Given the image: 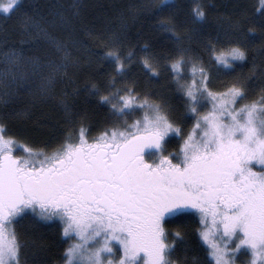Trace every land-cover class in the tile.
Masks as SVG:
<instances>
[{
	"label": "trees",
	"instance_id": "16d2710c",
	"mask_svg": "<svg viewBox=\"0 0 264 264\" xmlns=\"http://www.w3.org/2000/svg\"><path fill=\"white\" fill-rule=\"evenodd\" d=\"M225 49L238 50L240 57L219 63L217 54ZM200 78L211 89L234 87L241 92L240 101L264 105L262 0H17L9 10H0V129L6 137L42 152L63 151L75 135L123 130L139 120L148 103L160 106L175 129L161 154L149 150L151 162L136 165L141 174L134 173L130 153L122 148L118 151L124 158L117 153L106 159L107 165L96 153L89 155L88 145L84 151L87 146L65 150L61 159L77 162L76 171L90 165L72 175L91 174L88 188L98 197L95 203L147 207L161 194L187 197L203 174L241 167L230 156L213 160L215 168L203 158L186 168L168 159L153 166L154 158L176 151L189 131L195 111L187 87ZM142 148L134 151L144 153ZM136 157L143 160L141 154ZM122 167L135 174L125 186L115 174L110 180L106 175V169L111 174ZM232 177L216 178L213 184L226 188ZM246 179L240 182L243 188L258 178ZM162 219L171 243L167 264H212L199 240L195 213L184 210ZM15 232L21 241L18 264L64 261L68 240L59 223L22 216Z\"/></svg>",
	"mask_w": 264,
	"mask_h": 264
},
{
	"label": "rangeland",
	"instance_id": "374dc122",
	"mask_svg": "<svg viewBox=\"0 0 264 264\" xmlns=\"http://www.w3.org/2000/svg\"><path fill=\"white\" fill-rule=\"evenodd\" d=\"M15 2L17 0H0V10H9ZM238 57L240 52L235 49H225L217 54L221 64L233 62ZM204 82L200 78L187 87L195 111L189 131L176 151L154 158L153 166L168 159L173 166L186 168L195 159L203 158V163L215 168L213 160L230 156L239 160L241 167L226 168L225 174L221 175L203 174L204 179L194 182L197 188L188 189L187 197L181 192L165 193L147 207L141 203L133 207L116 201L95 203L87 199L91 189L87 190L86 199L75 194L80 198H77L79 205L70 201L65 203L71 204L69 212L61 209L54 214L50 210L44 213L43 201L39 205L41 208L26 204V200L14 207L2 204L0 264L19 262L21 241L15 232V222L22 216L48 225L59 223L62 236L68 240L65 259L59 264H167L171 243L166 240L162 218L184 210L195 213L199 223V240L212 264H264V169L259 171L254 168H264V105L240 101L241 92L237 88L215 90ZM144 107L139 120L129 122L123 130L105 131L90 137L75 135L63 151L56 149L48 153L32 149L6 137L0 129V163L8 161L7 168L22 165L41 173L45 165L60 160L65 150H74L78 145L90 148L107 145L111 151L114 147L122 148L125 153H130V160L141 154V163L145 160L150 163L151 160L146 158L150 156L149 150L156 149L161 154L162 145L175 129L162 114L160 106L148 103ZM136 137L140 139L134 140ZM131 139V145L124 146ZM139 147L146 151L143 153L139 149L135 152ZM123 158L124 154H121L120 159ZM135 167L134 173H140ZM118 176L122 178L120 172ZM188 176L192 180L191 173ZM230 176L232 179H229ZM251 176L258 179L251 186L241 187L243 183L240 182H248L250 179L246 177ZM127 177H130L129 171ZM227 177L228 187L213 184L216 178ZM175 187L176 184L171 185V189ZM62 190L60 188V192ZM95 190L92 188L93 192ZM78 192H81L80 187L74 193ZM240 193L241 198L237 197ZM103 194L108 195V190ZM93 196L97 201V195ZM139 199H142L141 195Z\"/></svg>",
	"mask_w": 264,
	"mask_h": 264
},
{
	"label": "flooded vegetation",
	"instance_id": "af4514ba",
	"mask_svg": "<svg viewBox=\"0 0 264 264\" xmlns=\"http://www.w3.org/2000/svg\"><path fill=\"white\" fill-rule=\"evenodd\" d=\"M87 149H89L88 146L84 147L83 151ZM121 152L123 151L97 149V147L94 146L89 151V155L96 153V156L104 158V160H106L110 157L115 156L117 153L121 154ZM70 157H68V159ZM72 161L70 159H61L53 162L52 164H47L43 167L41 173L33 172L32 170L27 169L25 166L22 165H15L12 168H7L6 164L9 163L8 161L0 163V205L7 203L10 206L14 207L15 204L22 205L23 202L26 200V204H30L38 208L40 207V202L43 201L42 211L44 213H46V210H50V212L54 214L55 212H58L57 210L61 209H67L66 211L69 212L71 204L65 203L69 202V200L71 199V203H78L77 205H79V202L72 198V196H75L76 194L86 199L87 190H89L88 184L92 182L90 176L91 174H88L85 178L81 175H72L73 173L76 175V172H80L81 169L83 170L85 168H91L90 165L82 167L80 166L79 170L76 171L75 164H77V162L74 163ZM101 161L105 165L109 164L107 160ZM131 161L133 162L134 166H136V164L140 161V158L136 157L135 159H131ZM126 164L127 163L125 161V165ZM138 164H141V161ZM124 167H122V171H119L122 174V178L118 176L117 172H112L110 174L109 171H107L106 175L108 176V179L110 180V175L115 174V178L121 179L120 183H123V185L125 186L127 182L126 179L128 178L127 172H123ZM130 179H135L134 174L130 173ZM59 184H62V186L60 187ZM73 184H76V186L73 187ZM79 187L81 192L74 193L78 190ZM60 188L63 189L61 192ZM14 199L17 200L14 201ZM87 199L93 200V194L91 193L87 197ZM3 200L5 201L2 203ZM20 200H22V203L20 202ZM11 201H14V203H10Z\"/></svg>",
	"mask_w": 264,
	"mask_h": 264
}]
</instances>
